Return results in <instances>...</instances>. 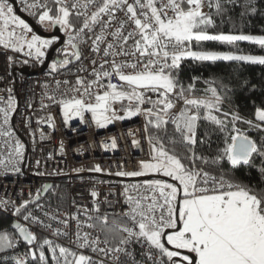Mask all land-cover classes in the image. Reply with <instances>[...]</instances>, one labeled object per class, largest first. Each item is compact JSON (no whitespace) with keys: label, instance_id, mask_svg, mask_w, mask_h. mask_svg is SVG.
I'll return each instance as SVG.
<instances>
[{"label":"snow or ice","instance_id":"1","mask_svg":"<svg viewBox=\"0 0 264 264\" xmlns=\"http://www.w3.org/2000/svg\"><path fill=\"white\" fill-rule=\"evenodd\" d=\"M91 2L94 0H86L84 4L80 0H53L54 8L38 2L28 5L29 8L40 10L38 22L41 25H59L68 33L67 45L71 52L66 48L65 58L53 62L52 69L68 65L71 62L69 57L79 60L81 52L76 42L77 37L97 23L104 24L102 17L105 14L115 19L114 11L122 5L128 18L121 21L120 26L110 35L123 45L133 39L134 50L124 54L135 56L138 53L140 57L147 58V62L141 64L138 60L137 63L127 64L105 60L104 64H109L110 71L96 72L94 69L96 79L87 84L78 78L77 84L80 87H73L71 91L79 95H71L58 101L63 106L65 122L74 117L83 120L84 113L90 112L95 124L103 128L115 120L144 114L149 117L146 130L151 125L157 131L166 133V126L172 120L179 141L169 142L181 143L188 148V155H181L174 148L169 149L159 135L148 137L151 158L139 161L137 171H120L116 175L138 177L148 173L162 174L172 182L164 179L148 180L144 186L151 194L139 197L127 195L130 189L126 187V202L130 207L122 218L112 221L111 227H108V215L99 217L100 231L105 235L103 243H111L113 246L93 247L92 250L105 256L111 255L113 264H125L121 261V254L129 258L127 264H137L128 246L133 242H145L149 246L150 255L152 249L158 250L161 257L159 264H264V189H254L225 174L215 176L198 166V163L219 165L226 160L236 169L242 165L251 166L256 156L264 158V143H258L236 127L237 122L243 121L250 128L264 131V108H257L251 119L244 118L235 111L222 112L223 97L215 87L208 89L211 92L210 98H190L185 93L192 92L195 85L189 84L185 88L171 74V70L179 68L180 62L188 57L197 61L235 60L264 64V55L195 51L188 47L193 41H221L229 44L252 41L264 48V35L209 33L207 29L214 24V20L203 9L205 4L209 8L213 7L212 0H134L133 3H128V0H103L90 15L79 10L86 9ZM215 8L221 10L219 0H216ZM73 15L87 17L79 29L72 23ZM106 23L108 27L111 26L110 21ZM128 24L134 27L125 35V25ZM136 36L139 39H134ZM53 42L33 34L30 25L15 14L8 0H0V45L17 51H23L26 46L29 50L27 55H35L39 60L45 56L44 50ZM104 42L102 27L100 34L93 40L94 50L99 52V45ZM114 47L115 43H107L108 50ZM108 54L105 51V55ZM92 63L95 64L96 61ZM129 68L132 71H126ZM113 74L118 76L121 84L109 82L105 86L100 83L103 78L110 81ZM94 87L106 90L102 93L92 91ZM145 91L157 93V98L147 97ZM173 93L176 94L175 99L182 100L185 105L178 114L173 112L176 108L171 95ZM124 101L128 102L124 108L126 115H117L115 105L123 104ZM146 102L151 107L142 108ZM14 103L10 98L9 110L14 107ZM201 109L205 111L203 117ZM9 110L0 109L4 113L5 124L8 122ZM202 118L218 126L226 134L225 146L218 149L211 158L197 155L193 148L197 144V124ZM48 123L55 126L51 119ZM133 143L139 145L136 140ZM116 146L115 138L110 145H105L106 148L113 149ZM23 148L17 141L14 149L17 157L22 156ZM18 162H13V169L16 171H19L16 167ZM93 170L102 171L98 165ZM260 172L264 176V167L260 168ZM132 188L136 186L133 185ZM91 195L96 197L98 193L92 192ZM28 203L29 201H24L16 211L20 212ZM24 219L29 220L30 214L24 216ZM32 219L35 220L34 217ZM88 226L97 227L96 224ZM15 228L28 244L37 240V236L23 225L17 223ZM77 235L79 238V233ZM88 237L89 234L85 233L80 247L100 243L99 237L91 241ZM43 244L51 246L52 242L45 239ZM11 246L8 235L0 234V251ZM51 251L53 259H57V249L52 248ZM59 254L64 257L65 264H93L90 256L69 253L64 247H59ZM69 254L73 257L71 261L67 259ZM32 255L35 257L36 253L33 252ZM39 257L44 260L45 253L41 251ZM16 264H26V261L17 260ZM100 264L104 262L100 261Z\"/></svg>","mask_w":264,"mask_h":264},{"label":"built area","instance_id":"2","mask_svg":"<svg viewBox=\"0 0 264 264\" xmlns=\"http://www.w3.org/2000/svg\"><path fill=\"white\" fill-rule=\"evenodd\" d=\"M15 1L21 11L32 17H38L40 11L28 7L34 2L55 7L53 0ZM85 2L86 0H80L81 4ZM133 2L134 0H128V3ZM9 3L13 6L15 14L18 15L14 4ZM102 3L103 0H94V2L88 3L86 9L79 10L90 15ZM203 11L209 12L207 4ZM114 16L115 19H112L105 14L102 17L104 24L97 23L77 37L76 42L81 57L79 60L69 57L71 62L65 68L52 69L51 62L65 58L63 49L71 50L67 45L68 33L66 32H64L63 43L54 51L53 58L45 70H41V67L59 37H42L54 42L44 50L45 56L39 60L35 55H27L29 50L26 46L23 51H17L14 48H5L0 45V109L9 110L10 98L15 102L14 107L9 110L6 124L4 113L0 111V211L11 216L14 221H18L37 236L36 241L28 244L16 234V240L21 242V246H17L19 251L16 254V260H29L34 246H38L41 238L44 237L53 243L52 248L57 249V259H53L52 251L46 255L45 260L48 264H65L64 257L59 254V247L67 248L69 253L90 256L93 264H100V261H103L104 264H113L111 255L105 256L99 251L92 250L93 247L113 246L111 243L108 245L103 243L105 236L100 231L99 217L107 214L108 225H111L112 221H119L122 215L128 211L130 205L126 202L127 195L139 197L151 194L144 186L148 180L123 181L86 175L89 172H96L93 169L97 165L104 172L103 174L111 176H118L116 173L120 171L139 170V161L151 158V146L145 128L146 115L138 114L123 120L118 119L108 124L107 127L101 128L95 124L90 112L84 113L83 120L74 117L65 122L63 106L58 103L62 98L79 95L71 91L73 87H80L77 84L78 78L87 84L96 79L94 69L96 72L110 71L109 64H104L105 60L109 62L115 60L116 63L126 62L127 64L137 63L138 60L141 64L147 62V58L140 57L138 53L135 56L124 54L134 50L133 39H129L127 44L123 45L116 37L110 35L120 26L121 21L128 18L123 5L115 9ZM72 18L77 22L76 24L72 23L79 29L87 17L73 15ZM108 21L111 22L110 27L107 26L106 22ZM102 27L104 28L105 42L99 45L100 51L97 52L93 48V40L96 35L100 34ZM133 27L134 25L131 24L125 25L124 34L127 35V32L132 31ZM43 30L51 31L52 29ZM33 34L36 33L33 31ZM73 34L75 35V32ZM134 39H139V37L136 36ZM107 43H115L116 47L108 50ZM188 47L191 48V43ZM121 48L122 51H120ZM105 51L109 52L107 56ZM117 52L119 54H113ZM92 61H96V63L93 64ZM102 64L103 69H101ZM23 68H27V70L24 71ZM126 71H132V69L129 68ZM109 82L122 83L115 74L110 81L108 78H103L100 81L105 86ZM104 90L106 88L94 87L92 89V91L101 93ZM145 95L152 99L157 98V93L151 91H145ZM171 95L176 103L173 112L178 114L185 107L184 102L175 99V93ZM50 97L54 99H50ZM92 102L94 103L95 100L93 99ZM127 103L124 101L123 104L115 105L117 115H126L124 108ZM141 107L148 108L151 107V104L146 102ZM50 119L54 121V127L48 123ZM169 123H172V120H169ZM113 138L116 140V148H106L105 145H110ZM134 140L139 142L138 146L133 143ZM17 141L24 146L20 157H17L14 151ZM61 145H63V151H61ZM16 161H19L16 163L19 171L13 169V162ZM59 176H66V207H55L45 201L51 190L46 197L32 203L35 198L41 195L47 183H53L54 178ZM133 185L136 188H132ZM126 187L130 189L127 195L124 191ZM92 192L98 193V196L93 197ZM24 201H29V203L22 207L20 212H17L16 209L21 207ZM29 214L30 219L25 220L24 216ZM65 220L67 223H64ZM90 224H96L97 227H89ZM77 233H79V238ZM85 233L89 234V241L99 237L100 243L80 247ZM128 250L133 253L137 264H159L161 259L158 250L152 249L151 255L149 254V246L145 242H133L128 246ZM67 259L71 261L73 257L69 254ZM128 259L121 254L122 262L127 264Z\"/></svg>","mask_w":264,"mask_h":264},{"label":"trees","instance_id":"3","mask_svg":"<svg viewBox=\"0 0 264 264\" xmlns=\"http://www.w3.org/2000/svg\"><path fill=\"white\" fill-rule=\"evenodd\" d=\"M221 10L215 8L216 0H212L213 7L209 8L208 14L214 20V24L209 26L207 31L211 34H246L264 35V0H219ZM255 9V11H253ZM38 25L46 29V25L38 22V17L33 16ZM72 22L77 23L71 17ZM192 50H221L239 53H252L264 55V48L252 41H237L232 44L221 41L191 42ZM171 74L185 88L189 84H194L192 92L185 95L195 98H210L211 92L208 89L215 87L220 96L223 97L221 105L222 112H238L242 117L251 119L257 108H264V64L251 63L245 61H197L190 57L183 59L177 69H172ZM205 114L201 109V116ZM149 117H147L148 121ZM236 127L242 132L264 143V131L250 128L243 121H239ZM147 135H159L169 149L174 148L181 155H188V148L181 143H170V140L179 141V135L175 133L174 124L168 123L166 133L157 131L154 126H148ZM226 134L203 118L197 124L196 138L197 144L193 146L197 155L204 157H214L218 149H222L225 144ZM204 141V143H201ZM186 162V161H185ZM206 171L216 175L225 174L238 182L249 185L254 189H264V176L261 175L260 168L264 167V158L254 157L253 164L242 165L233 169L229 162L221 161L219 165L199 164ZM49 204L65 208L67 202L66 179L54 178L53 187L46 200ZM14 219L0 211V234H12L11 247L0 252V264H16V254L19 251L17 246L21 242L17 241L16 232L12 229ZM99 222V227H100ZM111 227V225H108ZM105 236V235H104ZM44 237L38 246H34L33 251L36 256L26 260V264H48L45 260L53 247L44 245ZM23 246V245H22ZM45 253V259L41 260L39 253Z\"/></svg>","mask_w":264,"mask_h":264},{"label":"water","instance_id":"4","mask_svg":"<svg viewBox=\"0 0 264 264\" xmlns=\"http://www.w3.org/2000/svg\"><path fill=\"white\" fill-rule=\"evenodd\" d=\"M8 2H11L14 4L15 6V11L16 13L22 18L24 19L29 25L30 27L33 29V31L41 36V37H53V36H57L59 37L58 42L55 44V46L51 49L46 62L44 63V65L41 67V70H45L48 67L49 62L52 60L53 58V54L54 51L63 43V38H64V30L59 26H55L52 27L51 31H46L43 30L33 19L32 16L26 14L25 12L21 11L19 9V7L17 6V3L15 0H8ZM67 65L62 66L61 68H65ZM24 71L27 70V68H23ZM86 175H90V176H101V177H105V178H112V179H117V180H123V181H136V180H152V179H164V180H168V182H172L170 178L167 177H163L162 174H146L143 176H138V177H121V176H111V175H107V174H103V173H96V172H89ZM58 179H65L66 176H59L56 177ZM53 183L52 182H48L46 187L44 188V190L42 191L41 195H39L37 198H35L33 200L32 203H36L37 201L41 200L42 198L46 197V195L49 193V191L52 188ZM19 223L18 221H14L13 225H12V229L16 232V234L24 241L27 243V241H25L23 239V237L20 235L18 229L15 228V225ZM34 251L32 250V253Z\"/></svg>","mask_w":264,"mask_h":264},{"label":"rangeland","instance_id":"5","mask_svg":"<svg viewBox=\"0 0 264 264\" xmlns=\"http://www.w3.org/2000/svg\"><path fill=\"white\" fill-rule=\"evenodd\" d=\"M47 28H51L52 29V27H49V26H47ZM66 49V48H65ZM65 49H63V51H65ZM67 51L68 52H71V50L70 49H67ZM195 51H215V52H229V53H233V54H243V55H260V54H252V53H239V52H232V51H221V50H203V49H201V50H195ZM53 62H55V61H52L51 62V65H52V63ZM246 62V61H245ZM98 173H104L103 171H100V172H98ZM148 174H153V173H148ZM131 177V176H130ZM7 235H8V238H9V240L11 241L12 240V234H10V233H6ZM15 238L16 237H14V241H15ZM7 248H9V247H5L4 248V250H2V251H5ZM1 252V251H0Z\"/></svg>","mask_w":264,"mask_h":264},{"label":"flooded vegetation","instance_id":"6","mask_svg":"<svg viewBox=\"0 0 264 264\" xmlns=\"http://www.w3.org/2000/svg\"><path fill=\"white\" fill-rule=\"evenodd\" d=\"M35 21V20H34ZM37 23V22H36ZM38 24V23H37ZM43 29V28H42Z\"/></svg>","mask_w":264,"mask_h":264}]
</instances>
